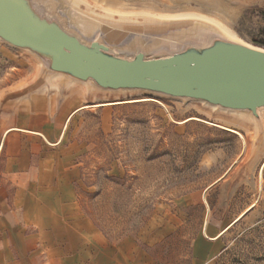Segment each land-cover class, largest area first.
<instances>
[{
	"label": "rangeland",
	"instance_id": "1",
	"mask_svg": "<svg viewBox=\"0 0 264 264\" xmlns=\"http://www.w3.org/2000/svg\"><path fill=\"white\" fill-rule=\"evenodd\" d=\"M42 1L69 30L122 57L193 33L264 50V0ZM75 13L96 20L95 31L73 23ZM43 74L35 54L0 40V121L39 102L38 92L60 93L52 98L66 117L75 111L51 152L60 174L74 171L68 197L98 232L86 241V264L92 244L97 264H264V109L257 117ZM75 258L50 253L45 264Z\"/></svg>",
	"mask_w": 264,
	"mask_h": 264
},
{
	"label": "water",
	"instance_id": "2",
	"mask_svg": "<svg viewBox=\"0 0 264 264\" xmlns=\"http://www.w3.org/2000/svg\"><path fill=\"white\" fill-rule=\"evenodd\" d=\"M195 35L162 40L151 54L142 45L136 52L126 48L122 57L106 42L89 43L69 30L42 0H0V39L35 54L44 79L59 75L96 90H142L258 117L264 50L218 35L202 43Z\"/></svg>",
	"mask_w": 264,
	"mask_h": 264
},
{
	"label": "crops",
	"instance_id": "3",
	"mask_svg": "<svg viewBox=\"0 0 264 264\" xmlns=\"http://www.w3.org/2000/svg\"><path fill=\"white\" fill-rule=\"evenodd\" d=\"M57 77L96 90L59 75L45 81ZM39 93L43 98L35 105L18 111L17 116L6 113L0 121V264H45L50 253L74 254L75 264L77 259L78 264H86V241L89 235L98 240V232L68 197L74 192V171L60 174L52 165L58 153L51 152L58 150L75 111L66 117V111L53 102L52 97L60 99V93L50 97ZM93 250L92 244L90 264H97Z\"/></svg>",
	"mask_w": 264,
	"mask_h": 264
},
{
	"label": "bare ground",
	"instance_id": "4",
	"mask_svg": "<svg viewBox=\"0 0 264 264\" xmlns=\"http://www.w3.org/2000/svg\"><path fill=\"white\" fill-rule=\"evenodd\" d=\"M71 21L75 24H78L80 26H83L84 28H86L90 33H93L96 29V27L98 26L97 21L85 16V15H81L78 13L72 14L71 16ZM1 40V39H0ZM3 41V40H1ZM213 108H218L215 105H212ZM211 109V108H210ZM229 131L231 133H236L234 130L229 129Z\"/></svg>",
	"mask_w": 264,
	"mask_h": 264
}]
</instances>
